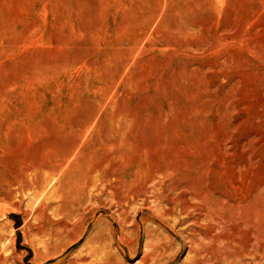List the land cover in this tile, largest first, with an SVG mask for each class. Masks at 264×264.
Masks as SVG:
<instances>
[{
    "label": "rangeland",
    "instance_id": "374dc122",
    "mask_svg": "<svg viewBox=\"0 0 264 264\" xmlns=\"http://www.w3.org/2000/svg\"><path fill=\"white\" fill-rule=\"evenodd\" d=\"M0 264H264V0H0Z\"/></svg>",
    "mask_w": 264,
    "mask_h": 264
}]
</instances>
